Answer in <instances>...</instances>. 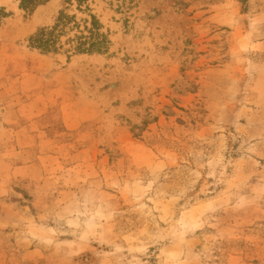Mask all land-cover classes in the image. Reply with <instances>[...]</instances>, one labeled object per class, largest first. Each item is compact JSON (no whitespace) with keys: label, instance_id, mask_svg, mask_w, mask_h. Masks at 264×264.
<instances>
[{"label":"rangeland","instance_id":"1","mask_svg":"<svg viewBox=\"0 0 264 264\" xmlns=\"http://www.w3.org/2000/svg\"><path fill=\"white\" fill-rule=\"evenodd\" d=\"M19 2L0 0V264H264V0ZM61 11L62 48L30 47ZM91 14L108 49L74 53Z\"/></svg>","mask_w":264,"mask_h":264},{"label":"trees","instance_id":"2","mask_svg":"<svg viewBox=\"0 0 264 264\" xmlns=\"http://www.w3.org/2000/svg\"><path fill=\"white\" fill-rule=\"evenodd\" d=\"M47 1L20 0L19 7L24 11H32L35 7ZM72 22L73 25H70ZM87 22V20H84L83 28L79 29L73 37H68L66 43L70 44V49L74 53L105 52L110 44L107 33L101 31L102 26L95 15L91 14L89 23L87 24ZM74 28H79V24L75 22L74 17L61 11L51 27L39 28L29 36V46L42 53L56 52L62 48L59 45L60 37Z\"/></svg>","mask_w":264,"mask_h":264}]
</instances>
